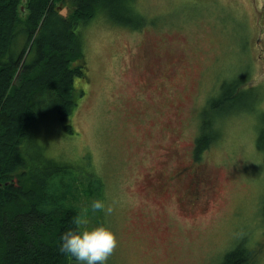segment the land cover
Listing matches in <instances>:
<instances>
[{"label":"rangeland","instance_id":"obj_1","mask_svg":"<svg viewBox=\"0 0 264 264\" xmlns=\"http://www.w3.org/2000/svg\"><path fill=\"white\" fill-rule=\"evenodd\" d=\"M57 8L66 17L73 6ZM95 13L80 27L77 104L64 121L46 106L26 158L66 166L58 194L76 177V189L92 176L102 185L94 199L111 214L91 213L92 198L76 206L89 209L81 229L114 231L107 264H224L239 245L264 264V0H104ZM223 99L210 112L217 138L197 157L207 104ZM204 180L212 187L196 200Z\"/></svg>","mask_w":264,"mask_h":264},{"label":"trees","instance_id":"obj_2","mask_svg":"<svg viewBox=\"0 0 264 264\" xmlns=\"http://www.w3.org/2000/svg\"><path fill=\"white\" fill-rule=\"evenodd\" d=\"M64 1L0 0V264H77L60 251V235L77 227L73 218L81 214L79 198L94 199L102 187L92 176L84 179L88 186L76 189V177L74 189L58 194L66 166L41 163L40 158L33 165L21 147L38 128L46 106L64 121L77 104L74 77L85 76L80 27L94 19L95 6L104 0H67L73 8L66 17L57 8ZM222 89L224 93V85ZM223 103L207 104L193 155L199 157L217 138L210 112ZM258 144L264 149L262 129ZM247 263L242 245L228 253L227 264Z\"/></svg>","mask_w":264,"mask_h":264},{"label":"clouds","instance_id":"obj_3","mask_svg":"<svg viewBox=\"0 0 264 264\" xmlns=\"http://www.w3.org/2000/svg\"><path fill=\"white\" fill-rule=\"evenodd\" d=\"M89 209L91 213L109 215L113 212V205L105 199L95 198L91 200ZM89 209L73 218L76 228L61 233L59 248L66 255H70L77 264H107L118 241L114 231L104 224L82 229L79 227L88 224Z\"/></svg>","mask_w":264,"mask_h":264},{"label":"flooded vegetation","instance_id":"obj_4","mask_svg":"<svg viewBox=\"0 0 264 264\" xmlns=\"http://www.w3.org/2000/svg\"><path fill=\"white\" fill-rule=\"evenodd\" d=\"M161 85H162V83L156 84V86H159V87ZM161 185H164V184H161ZM197 186H198V183L197 184L195 183L194 191L193 190L190 191L191 196L194 197V199H196V200H198V199L200 200V197H199L200 194L202 196H204V197H207L208 196L207 190H208V188H211L212 187V186H209L208 182L206 183L205 180L203 181V186L205 188L203 187V189H201V187L198 188ZM204 190H205V192H204ZM202 192H204V193H202ZM204 203H207V198H204V200L202 202L198 203L197 204V207L203 206ZM181 210H182V214L184 216H188L189 217V216L194 215L193 208H189V209L181 208ZM227 256H228V252H225L224 253V264H227Z\"/></svg>","mask_w":264,"mask_h":264},{"label":"water","instance_id":"obj_5","mask_svg":"<svg viewBox=\"0 0 264 264\" xmlns=\"http://www.w3.org/2000/svg\"><path fill=\"white\" fill-rule=\"evenodd\" d=\"M63 13H64V11H63ZM61 16H63V15H61ZM64 17V16H63Z\"/></svg>","mask_w":264,"mask_h":264}]
</instances>
